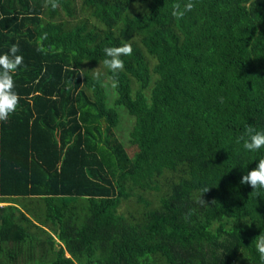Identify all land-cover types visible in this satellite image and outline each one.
Listing matches in <instances>:
<instances>
[{
  "label": "trees",
  "instance_id": "obj_1",
  "mask_svg": "<svg viewBox=\"0 0 264 264\" xmlns=\"http://www.w3.org/2000/svg\"><path fill=\"white\" fill-rule=\"evenodd\" d=\"M186 2L0 0V54L24 58L0 121V264H261L264 190L240 180L264 148L237 140L264 131V0L174 17ZM123 43L114 74L103 50Z\"/></svg>",
  "mask_w": 264,
  "mask_h": 264
},
{
  "label": "clouds",
  "instance_id": "obj_2",
  "mask_svg": "<svg viewBox=\"0 0 264 264\" xmlns=\"http://www.w3.org/2000/svg\"><path fill=\"white\" fill-rule=\"evenodd\" d=\"M46 6L55 10L58 7L57 0H45ZM195 7L192 0H188L181 9L179 3L173 5L172 15L177 18H183L187 12H190ZM46 35V34H45ZM20 51L18 44H13L9 51L5 54H0V121H6L10 114L14 113L18 107L20 96L15 91V80L13 74L24 63L22 55L18 54ZM105 56L103 64L114 74L124 70V61L122 56H130L133 52L131 43H123L115 47H105ZM82 75L83 72H81ZM93 75L99 79L100 73L94 72ZM115 86V84L113 85ZM222 102V98H221ZM242 142L243 148L247 151L256 152L261 148H264V131H257L252 125H247L244 135H241L237 143ZM241 184H248L253 191L259 195L260 190H264V158L258 159L256 167L249 170L240 180ZM209 188L202 191L197 198V203H208L203 199V194L206 193ZM215 200L212 201V203ZM255 248L259 254L261 264H264V233H260L255 237Z\"/></svg>",
  "mask_w": 264,
  "mask_h": 264
},
{
  "label": "rangeland",
  "instance_id": "obj_3",
  "mask_svg": "<svg viewBox=\"0 0 264 264\" xmlns=\"http://www.w3.org/2000/svg\"><path fill=\"white\" fill-rule=\"evenodd\" d=\"M121 120H122V124H123V126H120L119 127V129H118V133H119V135H122L123 133V135H122V139H125L126 138V136H127V134L125 133L126 132V130H127V127H129L130 126V123H131V121H130V119L128 118V115H124L122 118H121ZM126 145H127V141H123ZM4 204V203H3Z\"/></svg>",
  "mask_w": 264,
  "mask_h": 264
}]
</instances>
